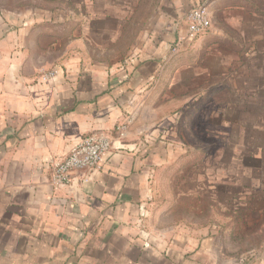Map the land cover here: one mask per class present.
Returning <instances> with one entry per match:
<instances>
[{
  "label": "crops",
  "instance_id": "1",
  "mask_svg": "<svg viewBox=\"0 0 264 264\" xmlns=\"http://www.w3.org/2000/svg\"><path fill=\"white\" fill-rule=\"evenodd\" d=\"M52 1L0 5V264H264L149 219L157 170L176 149L173 112L160 119L158 104L186 100L207 76L191 50L222 56L245 27L262 32L264 0ZM199 5L211 27L191 39ZM92 133L113 142L103 167L58 183L56 163Z\"/></svg>",
  "mask_w": 264,
  "mask_h": 264
},
{
  "label": "rangeland",
  "instance_id": "2",
  "mask_svg": "<svg viewBox=\"0 0 264 264\" xmlns=\"http://www.w3.org/2000/svg\"><path fill=\"white\" fill-rule=\"evenodd\" d=\"M6 1L8 9L12 3L21 11L24 2L35 0H0L1 9ZM52 2L45 0L47 9ZM257 29L247 26L245 39L221 45L222 56L216 48L208 54L205 45L191 50L193 63L207 76L196 81L186 100L157 106L160 119L173 112L169 141L176 149L157 170L150 222L159 232L174 226L184 227L194 240L212 237L237 263L264 257V29ZM258 52L261 57L253 56ZM183 144L182 150L176 147ZM248 161L254 168L244 176L246 169L239 167ZM237 176L244 182L231 187L226 181ZM210 253L219 257L218 249Z\"/></svg>",
  "mask_w": 264,
  "mask_h": 264
},
{
  "label": "built area",
  "instance_id": "3",
  "mask_svg": "<svg viewBox=\"0 0 264 264\" xmlns=\"http://www.w3.org/2000/svg\"><path fill=\"white\" fill-rule=\"evenodd\" d=\"M211 26L207 6L193 8L188 18L189 37L195 39ZM55 72L46 74V78L55 76ZM113 147L112 139L102 133H92L82 137L70 152L60 159L54 167V178L60 184H69L76 172L93 174L99 171ZM85 175V179H87Z\"/></svg>",
  "mask_w": 264,
  "mask_h": 264
},
{
  "label": "trees",
  "instance_id": "4",
  "mask_svg": "<svg viewBox=\"0 0 264 264\" xmlns=\"http://www.w3.org/2000/svg\"><path fill=\"white\" fill-rule=\"evenodd\" d=\"M262 163V162H261Z\"/></svg>",
  "mask_w": 264,
  "mask_h": 264
}]
</instances>
